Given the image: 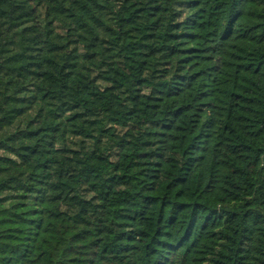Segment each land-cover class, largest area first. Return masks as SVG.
Returning <instances> with one entry per match:
<instances>
[{"label":"trees","instance_id":"16d2710c","mask_svg":"<svg viewBox=\"0 0 264 264\" xmlns=\"http://www.w3.org/2000/svg\"><path fill=\"white\" fill-rule=\"evenodd\" d=\"M0 264H264V0H0Z\"/></svg>","mask_w":264,"mask_h":264}]
</instances>
